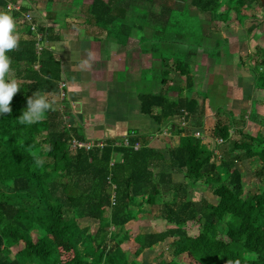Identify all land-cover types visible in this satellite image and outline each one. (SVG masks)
I'll return each instance as SVG.
<instances>
[{"label": "trees", "instance_id": "obj_1", "mask_svg": "<svg viewBox=\"0 0 264 264\" xmlns=\"http://www.w3.org/2000/svg\"><path fill=\"white\" fill-rule=\"evenodd\" d=\"M26 1L0 0V9L18 5V11L7 10L17 20L31 10ZM72 1L95 27L115 33L118 40L125 41L133 28L152 27L153 38L171 32L175 35L166 38L176 47L191 43L190 56L198 48L207 54L212 50L207 43L201 47V32L188 31L189 12L182 0ZM157 2L162 8L158 15L152 11ZM189 4L222 21L229 20L232 11L241 24L249 18L248 8L263 7L261 0H189ZM223 5L227 10L219 11ZM32 23H36L34 18ZM21 26L18 46L7 52L10 77L18 81L20 90L10 102L12 111L0 115V264H140L128 260L121 249L128 235L123 226L142 217V206L153 207L168 194L173 197L171 202L162 201L160 207L167 226L130 238L136 244L134 256L167 242V264H264V187L249 193L238 167L247 160L252 163L253 175L264 180V136L235 127L232 112L211 103L209 87L203 96L214 111L213 144L194 136L189 126H203L204 106L187 95L193 89V78L179 59L180 52L175 53L171 69L163 58L160 61L156 74L160 91L139 95L141 113L158 129L177 136L175 146L155 149L144 136L129 134L127 145L125 139H107L93 141L87 149H73V140L87 143L81 127L66 124V97L60 99L62 109L50 100L59 95L63 81L60 62L45 46V41L56 37L40 24H36V32L28 23ZM254 30L252 24L247 32ZM254 51L255 56L249 57L253 85L264 90V49L256 46ZM170 70L183 78V83L174 85L167 79ZM34 95H45L51 108L44 119L21 124L18 117L27 106V97ZM37 159L43 163L37 164ZM172 172L182 174L183 181L173 182ZM193 185L211 192L215 203L192 201L189 190ZM81 219L96 221L97 226L94 230L80 226ZM187 226H197V230L192 234ZM19 244L22 247L13 253L12 248Z\"/></svg>", "mask_w": 264, "mask_h": 264}, {"label": "crops", "instance_id": "obj_2", "mask_svg": "<svg viewBox=\"0 0 264 264\" xmlns=\"http://www.w3.org/2000/svg\"><path fill=\"white\" fill-rule=\"evenodd\" d=\"M90 2L83 1L87 4ZM26 4L30 7L36 24L48 27L52 31L51 37H56V39L45 41V46L51 51L53 57L60 62L63 75L62 82L66 83L65 97L68 109L64 108L63 112L66 124L73 127L80 126L87 143L107 139H125L129 134H139L148 140V146L159 150L165 149L166 144L158 139L161 138L165 141L167 137H174V134L164 128L158 129L156 124L140 111L139 95L145 94L142 92V88H146L151 81L161 87L157 75L154 73L152 75L153 80L148 81L151 76V68H157V64L159 69L161 66L158 56L147 54L145 47L141 45L142 39L139 35L144 34L142 32L144 29L141 32L132 29L125 41L118 40L115 33H107V31L95 27L82 12L73 10V4L66 0H53L50 5L47 0H27ZM1 11L4 10L1 9ZM15 24L16 34L20 36L23 33L21 22L17 19ZM242 24L239 23V25ZM256 30H259V26H255ZM133 33H137L138 37L134 38ZM206 43L209 47L217 49L216 60L212 57L209 58L207 53L202 51L205 53L206 59L210 61V66L207 67L202 59L198 60L197 54L189 56V71L194 86L188 97L196 98L204 106L203 126L199 128L190 125L189 127L193 132H199L203 139H209L212 136L207 134L206 129L209 126L212 129L215 122L214 111L208 105L209 99H204L203 96L210 86L209 83H206L205 77L211 74V70L217 66L216 63L219 61V51L221 50L219 45L222 42L218 38L214 40L213 44H209L205 38L204 44ZM256 46L260 48V46ZM261 48L264 49L262 46ZM225 50H228V47H225ZM238 62L240 65L248 67V73L240 71V65H234L236 70L233 71H240L236 76L238 86L236 88L233 86L231 98L227 97V91L223 84V89L220 92L225 96V100L231 99L232 106L238 105L244 99L240 97V90L237 88L241 89L251 83L253 86L252 93L247 99L249 109L241 110L242 106L237 110L230 109L228 111L232 112L237 122L235 127L242 130L238 125L244 126L243 123L248 122L250 126H256L255 133L262 134L264 130V90H258L254 87L249 60L245 64L243 63L244 60H240L238 56ZM215 76L218 77L220 83L222 81L221 74ZM180 79L183 83L184 79L181 77ZM258 94H261L262 97L257 100ZM168 95L172 98L175 97L172 92H169ZM56 101V104L53 103L54 106L56 105L58 109L63 107L59 103L60 100ZM111 110H113L112 113ZM209 111L213 115L211 117L213 124L208 122L210 117L207 113ZM176 144L174 142L172 146ZM176 177L183 178L182 174L172 172L171 179L173 182H175ZM142 221L147 224L149 220ZM150 223L148 224L149 227H151ZM148 232L151 230L145 231V233ZM134 245L136 246V244Z\"/></svg>", "mask_w": 264, "mask_h": 264}, {"label": "rangeland", "instance_id": "obj_3", "mask_svg": "<svg viewBox=\"0 0 264 264\" xmlns=\"http://www.w3.org/2000/svg\"><path fill=\"white\" fill-rule=\"evenodd\" d=\"M67 2L74 4V2L72 0H66ZM83 1H87L90 2L91 0H82ZM184 2H186L187 4V8H188V31L194 32V34L201 32V36L203 38V40H201V47H204V40L207 37L208 40H206L209 44H213L214 40L216 39H220L222 44L219 45V48H221V50L219 51V61L216 63L217 69L216 67L214 68V70H211V74H209L208 76L205 77V81L206 83L210 84L209 87V91H208V95H210V97H213L211 99H213V101H211L212 104L228 111L230 109H239L240 107L241 110L243 109H249V101L247 100L249 98V96L252 93V84L249 83L248 85H246L243 88H237L240 90V97L244 99L243 102H240L238 105H233L231 104V90L233 89V86L236 88L238 86V84L236 83V76L238 75V73L240 71H244L248 73V67L246 65H240V63L238 62V56L240 57V60H244L243 63L247 64V61L249 60L250 56H255V45L261 46L264 48V7L258 6V5H254L250 8L247 9V12L249 14V18L246 19L245 21H243L242 25H239V23L236 21L235 19V15L234 13L231 11L229 13V20H220L217 18H212V16H210L209 14H202L199 11H197L194 7H192L189 4V0H182ZM181 2V1H180ZM263 6H264V0H261ZM50 5V3H49ZM74 8L73 10L79 11L80 10V5H73ZM162 8L159 6L158 2L152 5V11L154 12V14L158 15L160 10ZM219 11H226L227 10V6L223 5L221 6V8L218 9ZM1 11V9H0ZM7 11V10H6ZM30 12V11H29ZM31 13V12H30ZM58 13V12H57ZM32 14V13H31ZM85 16V15H84ZM88 20L92 19L90 17L87 16ZM141 20L143 19L142 17L140 18ZM260 20V21H258ZM261 20H263L261 22ZM132 21L140 24L141 22L139 21V19H132ZM254 24V26H259V30H254L252 33H248L247 32V28L251 25ZM134 30H138L136 28H133ZM16 31V30H15ZM17 32V31H16ZM141 32V29H140ZM142 32L144 33L143 35H139L142 39V44L143 47H145V51L147 52V54L150 55H155L158 56V58L160 59V61L162 60V58L164 59L165 63H169L168 68L171 69L173 68V63L175 61V53L180 52V60H183L186 64V66L189 69V63H190V58H189V51H191L193 49V47L191 46V43H184L183 46H178L176 47L175 44H172L171 40L172 39H167L166 37H172L175 35V33H171V32H166L165 33V37H163V35L153 38L152 33H153V29L152 27H148V28H144V31L142 30ZM257 32V34H256ZM146 33V34H145ZM134 34V38L138 37L137 33H133ZM157 40V45H153V41ZM194 43V40H193ZM204 44V45H202ZM225 47H228V50H225ZM210 49H212L209 54L210 56L213 55V59H217V56L214 55V48L210 47ZM216 52V50H215ZM198 55L197 59H202V61H205V64L208 66H210V61L208 59H206V56H204L205 53L202 52V48H198V50L195 52V55ZM209 54H207L209 56ZM209 56V58H210ZM221 61V62H220ZM212 63V62H211ZM200 64V63H199ZM209 64V65H208ZM220 64V65H219ZM240 65V71H233L236 70L234 65ZM159 69V66L157 64V68L153 67L151 68L150 72H151V76L149 78V82L151 80H153L152 75L154 74H158L159 71H157ZM211 69V68H210ZM209 69V70H210ZM154 73V74H153ZM201 74V73H200ZM217 74H221L222 77V81L218 80V77L215 76ZM215 76V77H214ZM167 79H172V81L174 83H181V79L180 76L175 73L173 70H170V74L168 76ZM157 81V80H156ZM234 81V84H233ZM250 81V79H249ZM252 82V81H250ZM158 83H161L160 78L158 79ZM226 88L227 91V100L224 99V95L220 92V90L222 91L223 89V85ZM161 87L159 86V84H154L152 81L151 83H149L148 86H146V88H142V92L144 93H158L159 89ZM219 91V92H218ZM187 95H189V93H187ZM213 95V96H212ZM243 95V96H242ZM262 97L261 94L257 95V100ZM61 97L58 95L57 97H51L50 100L56 104V100H60ZM219 103L220 106L217 104ZM245 104V105H244ZM55 107H57L55 105ZM60 108V107H59ZM61 109V108H60ZM210 110V109H209ZM111 113L113 112V110L110 111ZM210 113V114H209ZM208 116L210 117L209 119V123L213 124V118H211L212 112L209 111ZM125 118V117H123ZM127 119V118H125ZM176 124H180V121H176ZM244 126L242 125H238L240 126V128H242L243 132L245 133H250L252 135L257 134L256 132V126L252 125L250 126V123H243ZM208 129H206L207 134H209L211 136V126L207 127ZM211 129V130H210ZM253 129V130H252ZM262 134L264 135V130L262 131ZM261 134V135H262ZM233 137H236V135H232ZM210 138L213 139V137L211 136ZM208 139V138H202L203 143H206L208 145H212L213 141L212 139ZM237 138V137H236ZM158 140H160L162 143L164 142L167 146L168 144H170V146L173 145V143L175 142V144L177 143V137H167L164 141V139L159 138ZM169 141V143H167ZM252 166V163H249L247 160L241 162L238 164V167L241 171L242 174V179L244 182V186H246L249 190V193H257L260 192L263 187H264V180H260L259 178H256L253 173L251 172L250 168ZM179 181L182 182L183 178L181 179V177H176L175 178V182ZM189 198L194 201L195 203H198L200 199H205L210 203H215L216 198L215 196L209 192L208 190H206L205 188H203L202 186H198V185H193V187L190 188L189 190ZM164 198V199H163ZM162 199H159L157 204L155 206H148V205H144L141 207V214L139 216H142L141 218H136L134 220H131L128 224H125L123 226V230L122 231H126L128 232V235L126 237V239L124 238V240L121 243V249L124 251V254L126 256H128V260H136L137 262H139L140 264H167L169 258H170V251L168 249V244L167 242L164 243H158L156 245H154L152 248L147 249L145 251H143L138 257L134 256V250H135V242L131 241L130 238H134L140 234L145 233V231H150L151 232H156V231H160L163 230L167 225L166 222L160 217V207H161V202H171L172 200V196L170 194L163 196ZM142 214H146V215H142ZM141 220V221H140ZM142 220H149L147 222V224L142 221ZM80 226H89L91 228V230L97 226V222L93 221V220H88V219H81L78 221ZM149 222L150 226L149 227ZM197 226L193 227V226H187L186 229L189 230V232H192V234L197 230L196 229ZM116 230V229H115ZM119 228H118V232H122ZM22 247L21 244L15 246L14 248H12V252L14 253L16 250H19Z\"/></svg>", "mask_w": 264, "mask_h": 264}, {"label": "clouds", "instance_id": "obj_4", "mask_svg": "<svg viewBox=\"0 0 264 264\" xmlns=\"http://www.w3.org/2000/svg\"><path fill=\"white\" fill-rule=\"evenodd\" d=\"M16 24L13 15L9 11H0V115L12 111L11 100L15 93L20 90L18 81L10 77L11 57L8 50L18 46ZM51 103L45 95L27 97V106L23 108L18 117L21 124L30 125L45 118ZM37 164H42L40 159ZM239 264V261L236 262Z\"/></svg>", "mask_w": 264, "mask_h": 264}, {"label": "built area", "instance_id": "obj_5", "mask_svg": "<svg viewBox=\"0 0 264 264\" xmlns=\"http://www.w3.org/2000/svg\"><path fill=\"white\" fill-rule=\"evenodd\" d=\"M6 10H19V6L18 5H13V4H9L7 7H6ZM32 19H33V16L32 14L27 11V12H24L21 17L18 18V20L21 22V23H28L30 24V30L33 31V32H36V23H32ZM37 37L39 38L40 35H37ZM38 48H40V46H38ZM65 88H66V83L65 82H60L59 83V90H60V93H59V96L61 98L65 97ZM62 109V107H60ZM185 123L182 121L181 122V125H184ZM194 136L196 137H199L202 139V136L200 135L199 132H194ZM216 142L217 143H220L221 140L220 139H216ZM125 145H127V140L125 139L124 142H123ZM72 148L75 149V147H84V148H89L91 146V143H79L75 140L72 141ZM138 148V144L134 145V149H137Z\"/></svg>", "mask_w": 264, "mask_h": 264}]
</instances>
